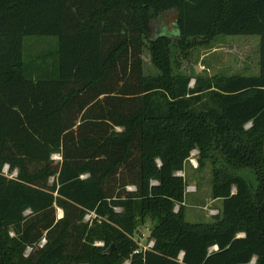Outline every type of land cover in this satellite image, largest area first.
<instances>
[{
  "label": "trees",
  "instance_id": "1",
  "mask_svg": "<svg viewBox=\"0 0 264 264\" xmlns=\"http://www.w3.org/2000/svg\"><path fill=\"white\" fill-rule=\"evenodd\" d=\"M165 14L175 37L154 40ZM238 35L260 37L258 75L181 72ZM193 151L222 201L210 224L185 220ZM0 264H264V0H0Z\"/></svg>",
  "mask_w": 264,
  "mask_h": 264
},
{
  "label": "rangeland",
  "instance_id": "2",
  "mask_svg": "<svg viewBox=\"0 0 264 264\" xmlns=\"http://www.w3.org/2000/svg\"><path fill=\"white\" fill-rule=\"evenodd\" d=\"M174 20L172 14H165L152 22V39L161 35H167L174 39ZM57 39L49 38H26L24 40V58L32 60L37 54L46 53L56 49ZM259 43L257 35L221 36L216 38L208 47L198 46L190 51L187 59L181 60V72L191 77L196 76H256L259 73ZM177 53V46L172 48ZM142 71L146 77H156L159 72L151 61L149 45L143 48ZM194 80L191 81L192 86ZM54 163L60 160L58 155L52 156ZM5 175L15 176L14 173ZM187 182V189L184 197L185 220L189 223L210 224L214 217L220 212L222 201L212 198V169L210 164L205 167H198V153L190 155L185 163L184 170L179 174ZM52 181H50L51 183ZM133 188V187H130ZM129 188V190H131ZM120 212V209H116ZM214 212V214H212ZM57 218L62 212L56 209ZM89 216L86 217V220ZM150 220H146L139 233H136L134 240L140 250L148 249L150 241L149 232L152 228ZM150 242V243H149ZM149 243V244H148ZM97 245L103 246L102 243ZM29 251H27L28 253Z\"/></svg>",
  "mask_w": 264,
  "mask_h": 264
},
{
  "label": "built area",
  "instance_id": "3",
  "mask_svg": "<svg viewBox=\"0 0 264 264\" xmlns=\"http://www.w3.org/2000/svg\"><path fill=\"white\" fill-rule=\"evenodd\" d=\"M194 152L197 153V151H193L191 154H194ZM6 170H8V167H7V166L4 168L3 172H5ZM130 189L133 190V188H130ZM212 214H214V212H212ZM149 243H150V242H149ZM149 243H148V244H149ZM152 246H153V243L151 242L148 248H150V247H152Z\"/></svg>",
  "mask_w": 264,
  "mask_h": 264
},
{
  "label": "water",
  "instance_id": "4",
  "mask_svg": "<svg viewBox=\"0 0 264 264\" xmlns=\"http://www.w3.org/2000/svg\"><path fill=\"white\" fill-rule=\"evenodd\" d=\"M180 176V175H179ZM111 250H113V247H111L110 249L107 250V252H110Z\"/></svg>",
  "mask_w": 264,
  "mask_h": 264
}]
</instances>
